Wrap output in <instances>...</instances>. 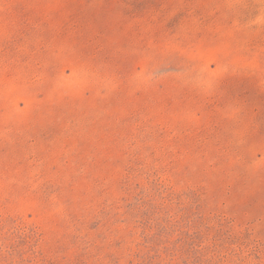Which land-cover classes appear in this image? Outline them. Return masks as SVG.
<instances>
[{
    "label": "rangeland",
    "instance_id": "1",
    "mask_svg": "<svg viewBox=\"0 0 264 264\" xmlns=\"http://www.w3.org/2000/svg\"><path fill=\"white\" fill-rule=\"evenodd\" d=\"M0 264H264V0H0Z\"/></svg>",
    "mask_w": 264,
    "mask_h": 264
}]
</instances>
